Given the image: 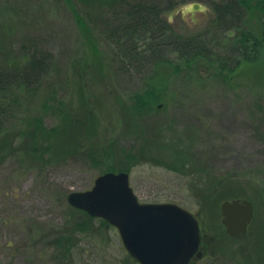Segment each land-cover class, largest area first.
<instances>
[{
	"label": "rangeland",
	"instance_id": "1",
	"mask_svg": "<svg viewBox=\"0 0 264 264\" xmlns=\"http://www.w3.org/2000/svg\"><path fill=\"white\" fill-rule=\"evenodd\" d=\"M206 1L185 0L177 7L174 11L203 5L208 11L196 13L195 24L177 12L172 31L192 35L212 29L214 14ZM70 6L67 0H0V64L5 53L33 43L48 52L46 87H52H43L28 109L47 129H69L74 122L45 141L49 150L30 153L25 139L30 129L24 127L0 151V264H55L50 245L57 236L71 237V264H132L116 229L79 217L67 203L69 194L90 190L104 174L85 162L90 150L84 147L92 137L98 149L119 146L146 158L128 173L139 203L176 204L200 220L213 258L198 264H264V57L254 65L242 63L227 86L174 76L169 68L155 82L118 67L104 42V25L97 23L93 32L97 52L91 48ZM154 84L162 100L135 116L131 96ZM51 89L54 101L44 107L41 100ZM60 106L63 112L55 114ZM77 124L82 127L72 130ZM115 162L103 160L101 169ZM231 200L253 205L254 217L238 240L229 239L222 224L220 206ZM79 221L88 228L73 235L69 228Z\"/></svg>",
	"mask_w": 264,
	"mask_h": 264
},
{
	"label": "trees",
	"instance_id": "2",
	"mask_svg": "<svg viewBox=\"0 0 264 264\" xmlns=\"http://www.w3.org/2000/svg\"><path fill=\"white\" fill-rule=\"evenodd\" d=\"M67 1L71 4L76 23L83 29L91 48L97 52L93 32L98 31V26L104 25L106 28L104 42L109 47L112 60L116 63L119 60L118 67H123V72L135 69L142 74L145 73L148 75L147 79L155 82L160 73L169 68L171 75L174 76L181 78L188 76L187 78L192 80L203 79L227 86L230 76L232 77L242 63L254 65L261 62L264 57V0H217L218 2L207 0L204 4L208 5L214 14L212 29L192 35L173 32L167 19L163 17L164 14L186 4L185 0L179 2L177 0ZM72 4H79L82 12L76 11ZM256 34L259 36L257 37ZM24 48H15L13 54L5 53L2 57V65L0 64V151L7 147L9 141L15 142V138L19 137L18 134H21L20 130L24 127L26 130L30 129L28 137L25 138L30 153L36 152L43 146H45L44 150H49L50 145L45 144V141L52 138V134L56 132L58 136L65 130H70L71 124L74 123L70 122L67 125L69 129L61 130L57 127L47 129L43 127L39 116L35 115V110L28 109V105L32 104L43 87L45 90L52 87L51 84L46 87L52 57L36 43L28 49ZM54 69L52 67L51 70ZM51 92L52 89L48 96L43 95L41 103L44 107L47 106L46 103L51 104L54 101L55 96ZM47 93L44 91L43 94ZM162 98L161 91L156 89L155 84L150 85L145 87L142 93L137 91L131 96V109L135 116L141 115L151 111L153 104L160 102ZM53 111L59 115L63 109L61 107ZM81 127V124H77L72 130ZM84 134L87 135L86 132ZM24 136L26 133L23 139ZM95 140L96 138L92 137L86 142L87 146L84 148L89 149L90 152L86 155L85 162L88 166L98 167L99 173L128 174L132 165L146 161L142 153L126 151L119 146L114 148L110 145L105 149H98ZM69 145L73 146L74 143L70 142ZM107 159H114L115 166L101 169L102 161ZM1 162L0 158V164ZM188 162L191 163V160H185V163ZM71 210L81 218L95 220L83 211L72 207ZM72 223L73 228L69 229L73 235L88 228L86 223L80 221ZM100 223L110 226L101 219ZM60 237L57 236L53 241L54 245H50L54 258L52 261L55 264L56 262L62 264V261L71 264L74 244L70 242L71 237ZM35 252L41 255V251ZM127 260L137 264L131 258Z\"/></svg>",
	"mask_w": 264,
	"mask_h": 264
},
{
	"label": "water",
	"instance_id": "3",
	"mask_svg": "<svg viewBox=\"0 0 264 264\" xmlns=\"http://www.w3.org/2000/svg\"><path fill=\"white\" fill-rule=\"evenodd\" d=\"M67 203L115 228L126 253L137 264H188L194 255L202 254L194 216L172 203H139L127 173H104L90 190L69 194ZM220 211L229 236L246 234L253 218L249 201H224Z\"/></svg>",
	"mask_w": 264,
	"mask_h": 264
},
{
	"label": "clouds",
	"instance_id": "4",
	"mask_svg": "<svg viewBox=\"0 0 264 264\" xmlns=\"http://www.w3.org/2000/svg\"><path fill=\"white\" fill-rule=\"evenodd\" d=\"M208 9L203 5H186L178 9L177 11H174L173 13L169 14L167 16V22L171 24L173 22L174 16L179 12L181 15V18L184 19L185 17L191 18V22L195 24L197 21L195 20V14L196 13H206Z\"/></svg>",
	"mask_w": 264,
	"mask_h": 264
},
{
	"label": "flooded vegetation",
	"instance_id": "5",
	"mask_svg": "<svg viewBox=\"0 0 264 264\" xmlns=\"http://www.w3.org/2000/svg\"><path fill=\"white\" fill-rule=\"evenodd\" d=\"M254 213V212H253ZM222 215V214H221ZM254 215V214H253ZM194 218L197 220V222H198V225H199V230H200V246H199V252H201L202 254H201V256L200 257H197L196 255H194L192 258H191V260H190V262L188 263V264H198L199 263V261H201L202 259H207V258H209V259H212L213 257L212 256H210V255H208L207 253L209 252V249H208V247H207V245H204L203 244V232H202V229H201V223H200V220L194 215ZM223 220H224V217H223ZM222 224H223V221H222ZM248 226H249V224H248ZM223 227H224V229H225V226H224V224H223ZM248 229V228H247ZM225 232H226V229H225ZM227 234V233H226ZM245 235V234H244ZM227 236L228 237H230V238H232L233 240H238L239 238H241L243 235H241L239 238H233V237H231V236H229L228 234H227Z\"/></svg>",
	"mask_w": 264,
	"mask_h": 264
}]
</instances>
